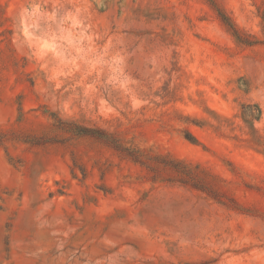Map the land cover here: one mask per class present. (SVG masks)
I'll return each instance as SVG.
<instances>
[{
	"label": "rangeland",
	"instance_id": "rangeland-1",
	"mask_svg": "<svg viewBox=\"0 0 264 264\" xmlns=\"http://www.w3.org/2000/svg\"><path fill=\"white\" fill-rule=\"evenodd\" d=\"M0 264H264V0H0Z\"/></svg>",
	"mask_w": 264,
	"mask_h": 264
},
{
	"label": "trees",
	"instance_id": "trees-1",
	"mask_svg": "<svg viewBox=\"0 0 264 264\" xmlns=\"http://www.w3.org/2000/svg\"><path fill=\"white\" fill-rule=\"evenodd\" d=\"M218 14H219V17L222 20V22L229 28V30L233 33V35L236 37L237 40H239L241 42H245L247 44H250L249 41H245V38L242 37V32L238 29V27L235 25V23L226 14V12L224 10L218 9ZM243 109H244V112L246 114L247 111L251 110V106H244ZM258 111H259V113L261 112L260 109H258ZM193 122H195V121H193ZM79 130H80L79 134H81V135L98 137L99 139L105 140L107 143L111 144L116 149L122 148L120 145H117V143L115 141H112L114 139H112L113 137H111V135H107L106 133H103L101 131L85 129V128H80ZM185 138L191 143H197L198 142V139L189 131L187 133H185ZM141 158H142V155L136 154L135 157L133 158L134 159L133 161L135 163L145 165L144 161H142ZM155 159L165 160L160 156L155 157ZM161 162L164 164V166L166 165V166H169L170 168H174V169H176L178 166L182 167V169L179 170L180 174H182L181 177H186L185 179L188 181H193L194 176L197 177V175L193 172L192 165H189L185 162L178 161L172 157H168V158H166V161H161ZM150 168H152V167H150ZM195 168L200 169L199 166H196ZM151 170L154 171V169H151ZM203 173L206 177H213L206 170L205 171L203 170Z\"/></svg>",
	"mask_w": 264,
	"mask_h": 264
}]
</instances>
